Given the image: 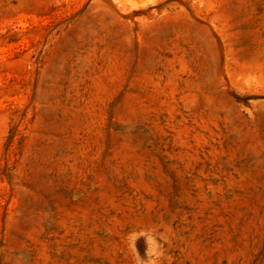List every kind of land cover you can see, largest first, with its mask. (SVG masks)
<instances>
[{
  "label": "rangeland",
  "instance_id": "obj_1",
  "mask_svg": "<svg viewBox=\"0 0 264 264\" xmlns=\"http://www.w3.org/2000/svg\"><path fill=\"white\" fill-rule=\"evenodd\" d=\"M0 264H264V0H0Z\"/></svg>",
  "mask_w": 264,
  "mask_h": 264
}]
</instances>
